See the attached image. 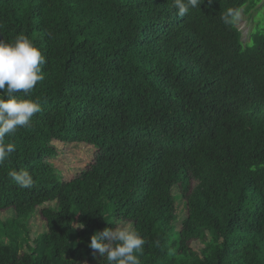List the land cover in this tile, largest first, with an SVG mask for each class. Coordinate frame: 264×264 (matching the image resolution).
<instances>
[{"label":"trees","instance_id":"16d2710c","mask_svg":"<svg viewBox=\"0 0 264 264\" xmlns=\"http://www.w3.org/2000/svg\"><path fill=\"white\" fill-rule=\"evenodd\" d=\"M261 3L204 0L178 17L172 0H0V40L22 33L47 59L16 94L41 112L5 137L0 216H15L0 217V264H107L88 245L117 221L147 241L141 264H264ZM229 8L253 18L249 41L221 21ZM53 142L94 147V162L65 181ZM21 168L29 189L8 176ZM46 204L32 247L26 222Z\"/></svg>","mask_w":264,"mask_h":264},{"label":"clouds","instance_id":"9594fccd","mask_svg":"<svg viewBox=\"0 0 264 264\" xmlns=\"http://www.w3.org/2000/svg\"><path fill=\"white\" fill-rule=\"evenodd\" d=\"M203 2L172 0V6L178 17H184L190 9L200 8ZM241 14L239 9L229 8L221 14L220 19L226 26L237 27ZM46 63L45 55L28 36L21 33L12 43L0 40V166L16 151L15 144L5 143V137L15 133L18 128L28 127L32 117L42 110L38 102L18 99L16 94H29L38 82L45 79L43 66ZM8 176L21 189L33 186V175L27 169H14ZM146 243L133 226L117 221L114 228H105L92 235L88 247L98 251L107 264H141L140 257L144 255ZM155 243L159 245L158 241Z\"/></svg>","mask_w":264,"mask_h":264},{"label":"rangeland","instance_id":"374dc122","mask_svg":"<svg viewBox=\"0 0 264 264\" xmlns=\"http://www.w3.org/2000/svg\"><path fill=\"white\" fill-rule=\"evenodd\" d=\"M260 12L264 13V0L258 5L257 8ZM263 10V11H262ZM256 17V11L252 12ZM237 27L242 31L243 42L249 41V33L253 29L255 22L250 15L241 14L240 20L237 22ZM264 25V22H263ZM53 146L56 148L57 156L50 160L55 168L62 173L65 181H70L76 178L81 172L86 170L93 162L96 155L94 147L83 144H69L65 145L59 142H53ZM179 189L173 190V194L178 196ZM55 204H46L39 208L37 212L30 216L27 223V232L25 236L28 238V244L32 247L35 246L34 241L41 235L47 232V225L45 220L40 214V210L44 208H55ZM178 221L177 227L180 228L184 217L187 215L185 202L181 199L177 200ZM14 211H3L1 213V219L7 221L14 218ZM133 226V223L124 221ZM191 247L196 251H200L203 245L199 241L191 242ZM28 250L27 248H25ZM89 264V261H87Z\"/></svg>","mask_w":264,"mask_h":264}]
</instances>
